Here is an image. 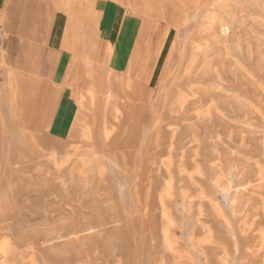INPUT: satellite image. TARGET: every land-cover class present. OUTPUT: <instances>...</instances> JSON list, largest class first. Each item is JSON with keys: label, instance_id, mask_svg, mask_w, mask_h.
Here are the masks:
<instances>
[{"label": "rangeland", "instance_id": "374dc122", "mask_svg": "<svg viewBox=\"0 0 264 264\" xmlns=\"http://www.w3.org/2000/svg\"><path fill=\"white\" fill-rule=\"evenodd\" d=\"M118 1L0 0V264H264V0Z\"/></svg>", "mask_w": 264, "mask_h": 264}, {"label": "crops", "instance_id": "0c3cea01", "mask_svg": "<svg viewBox=\"0 0 264 264\" xmlns=\"http://www.w3.org/2000/svg\"><path fill=\"white\" fill-rule=\"evenodd\" d=\"M154 27H155V29L153 28L152 34L149 37L145 36V35L143 36L142 33H138L136 36L133 37V40H131L129 42H126V41L120 42L122 46H126L127 44L132 45L131 50H130V53H131L130 59H132V60L136 57L137 45L142 46V48H141L142 49V56L139 57V59L137 60L140 63L139 64L137 63V65L134 63L133 65H135V66H133V68L134 69L137 68V70H138L139 67L142 66V69H143V66L145 65V63L148 62L149 78L151 76L150 71L152 70V68L156 67L153 61L158 60L156 53L159 52L160 47L164 44L163 37L165 35L164 28H166V24L156 23V24H154ZM144 44H146V46ZM151 54H154L153 57H149Z\"/></svg>", "mask_w": 264, "mask_h": 264}, {"label": "bare ground", "instance_id": "6f19581e", "mask_svg": "<svg viewBox=\"0 0 264 264\" xmlns=\"http://www.w3.org/2000/svg\"><path fill=\"white\" fill-rule=\"evenodd\" d=\"M118 1V0H117ZM151 1V0H150ZM119 2V1H118ZM133 2V1H132ZM164 2H166V0H159V3H158V7H157V12H159V13H162V12H165V8H164V6H163V3ZM125 3V2H124ZM127 3H129L128 1H127ZM126 3V4H127ZM132 4V3H131ZM228 29V28H227ZM57 30V29H56ZM57 35H58V33H56ZM53 35H54V33H53ZM58 37V36H57ZM52 39V38H51ZM59 39V38H58ZM53 40V39H52ZM52 42V41H51ZM58 43V42H57ZM59 47V46H58ZM133 66V65H132ZM149 65H148V62H146V65H145V67H144V69H143V71H144V73L146 74V72L148 71V67ZM136 68V67H135ZM33 74H35V73H33ZM132 76V75H131ZM250 161H251V159H250ZM247 162V161H246ZM249 162V161H248ZM250 163V162H249ZM247 165V164H246ZM259 165H260V163H259ZM245 166V165H244ZM243 166V167H244ZM256 166H257V164H256ZM264 168V167H263ZM169 169V168H168ZM261 170V169H260ZM236 174H235V177H239L240 178V176H239V172H236V171H234ZM263 174V173H262ZM248 175V174H247ZM241 177L244 179V178H246L243 174H241ZM154 178V177H153ZM230 179V178H229ZM253 179V178H252ZM241 182V181H240ZM230 185V184H229ZM235 187V186H234ZM245 187H247L246 185H245ZM231 188V187H230ZM261 188V187H260ZM236 189V188H235ZM251 189V188H250ZM258 189V188H257ZM69 190V189H68ZM239 190V189H238ZM252 190H253V188H252ZM259 190V189H258ZM251 191V190H250ZM249 191V192H250ZM259 192V191H258ZM65 193V192H64ZM68 193V192H67ZM247 193H248V191H247ZM245 193L244 192H241V193H239V192H235V194H234V198L232 199L233 201H232V204H231V210L233 211V212H235V213H241V212H247V211H249V209L247 208V206H246V202H245V195H244ZM260 194V193H259ZM262 194V193H261ZM65 195H66V193H65ZM264 195V194H263ZM257 196V195H256ZM259 196V195H258ZM247 197H248V195H247ZM250 197V196H249ZM255 197V196H254ZM261 197H263V196H261ZM162 198V197H161ZM255 198H257V197H255ZM248 199V198H247ZM236 200V201H235ZM64 201V200H63ZM203 201H205V200H203ZM252 201V200H251ZM72 202V201H71ZM253 202V201H252ZM159 203V202H158ZM254 203V202H253ZM256 203V202H255ZM263 203V202H262ZM192 204V203H191ZM216 204V203H215ZM251 204V203H250ZM259 204H261L260 202H259ZM71 204H69V206H70ZM74 205H76V203L75 204H73V206ZM254 205V206H253ZM253 205H250V206H253V207H255V204H253ZM80 206V205H79ZM168 206V205H167ZM203 206V205H202ZM257 206V205H256ZM261 206V205H260ZM252 208V207H251ZM256 208H258V206L256 207ZM73 209V208H72ZM77 209V208H76ZM170 209V208H169ZM260 209V208H259ZM74 210V209H73ZM161 210V209H160ZM163 210V209H162ZM256 210V209H255ZM262 210V209H261ZM260 210V211H261ZM218 211V210H217ZM222 211H223V209H222ZM221 211V212H222ZM224 211H226V210H224ZM223 211V212H224ZM254 211V210H253ZM188 212V211H187ZM186 212V213H187ZM255 212V211H254ZM253 212V213H254ZM256 212H258V211H256ZM252 213V212H251ZM250 213V214H251ZM171 214V213H170ZM169 214V215H170ZM234 214V213H233ZM168 215V216H169ZM241 215H242V213H241ZM247 215V214H246ZM253 215V214H252ZM248 216H249V214H248ZM229 217V216H228ZM250 217V216H249ZM248 217V218H249ZM239 218H240V216H239ZM254 218V217H253ZM165 219V218H164ZM228 219V218H227ZM235 219V218H234ZM243 219V218H242ZM246 219V218H245ZM260 219H262V218H260ZM223 220V219H222ZM231 220H233V219H231ZM230 220V221H231ZM258 220V219H257ZM224 221V220H223ZM227 221V220H226ZM240 220H238V222H239ZM196 222V221H195ZM194 222V223H195ZM218 222V221H217ZM243 222H244V220H243ZM199 223V222H198ZM224 223H226V222H224ZM234 223V222H233ZM170 224V223H169ZM196 224V223H195ZM194 224V225H195ZM229 224H230V222H229ZM236 224V223H235ZM239 224V223H238ZM238 224H236V225H238ZM261 225V224H260ZM167 226V225H166ZM243 226V225H242ZM226 227H227V224H226ZM254 227V226H253ZM260 227V226H259ZM258 227V228H259ZM251 228V227H250ZM240 229H241V227H240ZM249 229V228H248ZM253 229V228H252ZM195 230V229H194ZM193 230V231H194ZM234 230V229H233ZM168 231V230H167ZM195 232V231H194ZM227 232V231H226ZM241 234V233H240ZM239 234V235H240ZM248 234V233H247ZM257 234V233H256ZM259 234V233H258ZM174 235V234H173ZM231 235V234H230ZM246 235V234H245ZM225 236V235H224ZM223 236V237H224ZM227 236V235H226ZM234 236V235H233ZM260 236V235H259ZM241 237H243V235H241ZM256 237H258V236H256ZM256 237H254V242L255 241H257L256 240ZM262 237V236H261ZM226 239H227V237H225ZM225 238H223V239H225ZM235 238V237H234ZM222 241H224L222 238H220ZM225 239V240H226ZM229 240H230V238H228ZM227 239V240H228ZM239 239V238H238ZM242 239V238H241ZM262 239V238H261ZM233 240V239H232ZM222 241H221V243H222ZM234 241H235V239H234ZM244 240H242V245L244 244V242H243ZM227 243H229L228 241H226ZM231 242V241H230ZM246 242V241H245ZM262 242V241H261ZM219 243V242H218ZM234 243V242H233ZM236 241H235V246H236ZM257 243V242H256ZM225 245V244H224ZM229 245V244H228ZM230 246H232V243H231V245ZM257 246V245H256ZM259 246V245H258ZM222 247H224V246H222ZM221 248V247H220ZM243 249V248H242ZM248 249H250V248H248ZM263 249V248H262ZM228 250H230L231 251V248L230 249H227V252H228ZM238 250H239V248H238ZM252 250H254V248L252 249ZM251 250V251H252ZM232 252V251H231ZM257 253V252H256ZM263 253V252H262ZM250 254V253H249ZM248 254V255H249ZM258 254V253H257ZM252 255V254H251ZM254 255V254H253ZM1 256V255H0ZM8 257V256H7ZM249 257V256H248ZM261 257V256H260ZM1 258V257H0ZM167 258H168V256H167ZM251 258V257H250ZM249 258V259H250ZM261 258H263L264 259V257L262 256ZM245 259V258H244ZM254 259H255V257H254ZM260 259V258H259ZM258 259V260H259ZM248 260V259H247ZM251 260H252V258H251ZM226 261V260H225ZM243 261V260H242ZM255 261V260H254ZM261 261H262V259H261ZM251 262V261H250ZM165 263V262H164ZM254 263V262H253ZM166 264V263H165Z\"/></svg>", "mask_w": 264, "mask_h": 264}]
</instances>
